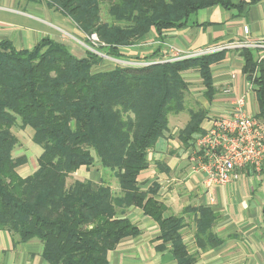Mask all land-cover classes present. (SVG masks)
Segmentation results:
<instances>
[{
  "label": "trees",
  "instance_id": "1",
  "mask_svg": "<svg viewBox=\"0 0 264 264\" xmlns=\"http://www.w3.org/2000/svg\"><path fill=\"white\" fill-rule=\"evenodd\" d=\"M59 10L84 34H96L105 54L129 59L122 51L150 30L162 32L184 25L195 11L231 6L230 0H31ZM104 7V11H102ZM222 50L149 65H115L93 71L103 59L85 51L76 56L63 41L40 38L31 49H16L0 40V230L16 235L14 243L35 238L49 264H110L108 252L140 229L126 212L140 208L158 225V249H168L177 264H193L183 241L182 215H164L159 185L142 189L139 173L149 166L148 152L169 128L170 114L187 111L178 130L184 147L204 132L206 110L186 106V71H197L208 101L214 96L211 66ZM242 72L253 83L257 119L264 121V67L253 49H236ZM155 55V54H154ZM151 56L137 58L146 60ZM154 57V56H152ZM31 127L41 149L36 168L20 175L25 155L13 157L17 137L11 128ZM116 180L67 178L95 162ZM110 176V175H109ZM186 211V210H185ZM200 250L221 242L212 232L215 214L208 207L192 209Z\"/></svg>",
  "mask_w": 264,
  "mask_h": 264
},
{
  "label": "crops",
  "instance_id": "2",
  "mask_svg": "<svg viewBox=\"0 0 264 264\" xmlns=\"http://www.w3.org/2000/svg\"><path fill=\"white\" fill-rule=\"evenodd\" d=\"M230 1L228 8L213 5L195 11L184 25L167 29L160 37L150 30L124 46L122 51L130 59L151 56L146 60H163L172 55L169 46L193 51L213 44L249 40L261 44L253 48V52L264 67V0ZM69 22L68 17L44 2L0 0V40L11 41L16 49H31L40 38L47 36L63 41L76 56H84L85 50L81 51L73 42L60 38L55 31L70 28ZM243 63L236 49H230L221 62L211 66L216 92L210 101L204 96L206 89L198 72L183 73L186 81L188 76L196 74V80L203 88V99L198 98L207 112L201 124L203 130L211 115L227 113L233 97L245 90ZM232 70L237 71L233 80L230 79ZM227 83L232 86L231 95L222 93V87ZM254 92L252 87L247 93L246 109L255 114ZM260 121L264 133V121ZM183 126L175 122L169 125L164 136L149 150V166L137 177L140 187L145 189L156 182L159 185L157 198L166 206L164 215H182L184 227L181 234L187 251L196 256L193 264H264V160L259 171L252 166L242 168L239 179L229 185L206 187L203 185L205 174L193 172L189 167V145L184 147L178 140L177 132ZM28 174L30 172L22 176ZM199 207H208L215 214L211 230L221 240L205 250H200L195 240L196 223L192 209ZM126 215L138 226L140 233L123 238L108 252L110 264H177L168 249H158L160 230L151 217L134 206ZM16 238V235L0 230V264H49L40 256L41 244L37 239L14 243Z\"/></svg>",
  "mask_w": 264,
  "mask_h": 264
},
{
  "label": "built area",
  "instance_id": "3",
  "mask_svg": "<svg viewBox=\"0 0 264 264\" xmlns=\"http://www.w3.org/2000/svg\"><path fill=\"white\" fill-rule=\"evenodd\" d=\"M86 43L102 59L123 61L124 65L142 66L156 62L175 61L184 58L196 57L222 50L238 49L242 47L255 48L261 46L255 41H235L224 44H213L193 51H184L172 46L171 56L163 60L118 59L105 54L99 49L101 42L96 34L85 35ZM78 40V38L76 39ZM87 45V46H88ZM86 51V50H85ZM121 64V63H120ZM236 70L230 72V79H235ZM253 87V83L246 79L245 90L231 100V106L225 114L210 116L204 132L195 137L187 149V160L190 169L205 174L203 185H229L238 180L241 169L252 166L259 171L264 160V133L263 125L254 113L246 109V96ZM222 93L232 94V86L228 83L222 87Z\"/></svg>",
  "mask_w": 264,
  "mask_h": 264
},
{
  "label": "rangeland",
  "instance_id": "4",
  "mask_svg": "<svg viewBox=\"0 0 264 264\" xmlns=\"http://www.w3.org/2000/svg\"><path fill=\"white\" fill-rule=\"evenodd\" d=\"M39 3V2H38ZM104 7H102V11H104ZM69 19V18H68ZM70 20V19H69ZM70 28H57L53 26L54 28H57V33L60 38H64L65 40H69L70 42H73L75 46H78L79 50H93L87 43L85 35L82 31L78 29V27L70 20ZM80 40L79 42L76 41V39ZM88 45V46H87ZM121 63V64H120ZM125 63L123 61H117L112 60L108 57H104L101 64L93 68V71L111 68L115 65H124ZM196 74L192 76L187 77L188 82V93L186 95V106L187 108H197L199 106H202L198 98H202V89L200 88V83L198 80H196ZM201 82V81H200ZM191 85V86H190ZM189 114L187 111L180 112L178 114H170L169 116V125L172 123L181 124L184 125V122L188 120ZM12 133L17 137V143L14 146L12 150L13 157H18L21 155H25L26 162L22 164L21 166L17 167L16 170L20 175H25L27 173H31L33 169L36 168V159L39 155L41 149L38 145H36L32 139V129L31 127H20L19 120L17 121L16 125H14L11 128ZM32 132V133H31ZM83 175L88 176L87 178L93 179L95 181H99L101 177L106 178V181L109 182L110 186L114 191L118 190L116 180L113 176H111L109 171H105L100 167L99 162H95L94 165H92L89 169H85L84 167H81L76 171L75 174L69 176L67 178V184H70L75 178H85ZM110 175V176H109Z\"/></svg>",
  "mask_w": 264,
  "mask_h": 264
}]
</instances>
